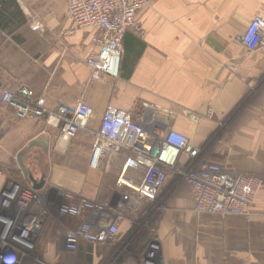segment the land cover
Instances as JSON below:
<instances>
[{"label":"crops","instance_id":"0c3cea01","mask_svg":"<svg viewBox=\"0 0 264 264\" xmlns=\"http://www.w3.org/2000/svg\"><path fill=\"white\" fill-rule=\"evenodd\" d=\"M255 14L264 15V0H152L137 14L141 33L124 34L116 80L90 79L86 59L94 31L71 33L64 14L38 29L46 41L32 58L34 95L51 109L83 101L93 116L88 130L60 141L58 130L44 120H19L12 110L2 111L0 192L11 173L30 186L19 164L18 169L11 164V172L6 168L25 150L21 159L27 171L37 181L44 179L37 192L48 212L33 249L21 250L17 264H145L151 245L158 247L155 264H264V51L249 52L235 41ZM13 78L20 77L5 78L4 89L16 87ZM237 105L239 121L229 137L219 141L218 149L207 144ZM107 106L130 112L147 129L176 130L204 149L205 159L257 177L253 206L247 213H196L190 187L171 173L159 193L162 203L140 201L116 183L123 154L105 169H91L92 131ZM38 139L46 141V149L29 147ZM76 197L105 209L60 215V204ZM150 212L157 216L146 218ZM85 221L95 228L114 225L116 241H81L76 250H67L65 233Z\"/></svg>","mask_w":264,"mask_h":264},{"label":"built area","instance_id":"2783aa9c","mask_svg":"<svg viewBox=\"0 0 264 264\" xmlns=\"http://www.w3.org/2000/svg\"><path fill=\"white\" fill-rule=\"evenodd\" d=\"M150 2L67 1L66 13L74 29L95 31L91 37L93 49L86 59L92 81L119 78L123 36L126 31L138 30L137 13ZM235 41L249 52L264 50V15L255 14ZM0 102L12 109L19 120H44L58 130L60 141H71L80 130H88L93 116L92 107L83 101L60 103L51 109L43 97H36L24 84L15 90L4 89ZM92 137L89 167L105 169L114 156L123 154L125 160L117 184L126 187L140 201L155 203L171 173L190 187L196 213H247L255 202L260 185L257 177L227 171L220 164L203 158L200 147L192 145L176 130L147 129L140 119L134 120L130 112L107 106ZM0 196V264H17L21 250L33 249L34 238L48 212L39 193L30 186L23 188L6 181ZM88 207L92 205L87 202L60 205L58 211L60 215L76 217ZM95 208L97 211L105 209L104 206ZM116 239L114 225L95 228L88 221L64 235L65 248L69 251L76 250L81 241L110 244ZM157 249V245H151L145 264H155Z\"/></svg>","mask_w":264,"mask_h":264},{"label":"rangeland","instance_id":"374dc122","mask_svg":"<svg viewBox=\"0 0 264 264\" xmlns=\"http://www.w3.org/2000/svg\"><path fill=\"white\" fill-rule=\"evenodd\" d=\"M66 4L67 0H0V98L1 93L4 90L2 86V81L7 77L9 79H11V77H20L12 79L16 81V87L11 90L16 89L22 84L27 85L29 88L31 87L30 80L31 77H33V74L31 72V63L33 60L32 58L34 57L35 53L39 51L38 49L43 47V44H45L46 41V36L39 34L38 29H34L33 27H35L36 24L46 26L51 20L57 19L63 14L66 15ZM258 51L264 50H257L251 52ZM24 77H26V79ZM240 108L241 105H237L228 115H226L222 120H220L217 129L210 136V139L208 140L207 144H210L212 147L217 148L219 146L217 144H219L220 140H223L224 137L226 139L227 137H229L231 132V126L238 119ZM4 110H8L11 112L12 109L2 105L0 102V124L2 121H4L3 117H6L2 115V113H4L2 111ZM238 121L239 120H237V122ZM1 134H3V131L0 129V138ZM226 139H224L223 141H225ZM201 152L203 153H201V156L204 158V149H201ZM214 154L216 155L219 153L218 151L215 152L214 150ZM16 159H13L10 164L6 165V168H8L10 172L11 164L13 165V167H15V169H18V161ZM235 173L240 174V172ZM9 178L11 179H7L6 181L15 182L23 188L26 187L20 182L21 179L15 178L12 173L10 174ZM118 178L119 176L117 175V180ZM30 188H32L31 185ZM39 196L43 201L42 196L40 194ZM83 202L91 204L92 207H88L85 211L81 213V215H85L86 213L89 214L91 212H101L97 211V209L95 208L103 206L101 203L89 200L85 197H76V199L72 200L71 202L65 201L62 202L60 205H76ZM156 203H162L159 197ZM156 216L157 215L154 214V212H150L146 214L145 217L153 218ZM88 223L91 224L90 221H88Z\"/></svg>","mask_w":264,"mask_h":264},{"label":"water","instance_id":"95a60500","mask_svg":"<svg viewBox=\"0 0 264 264\" xmlns=\"http://www.w3.org/2000/svg\"><path fill=\"white\" fill-rule=\"evenodd\" d=\"M46 141H44V140H42V139H38V140H36V141H33V142H31L30 144H29V147H32V146H35V145H42V147L44 148V149H46ZM24 152H25V150H22V151H20L19 153H18V156H17V161H18V164H19V167H20V170H21V172L23 173V175H24V177H25V179H26V181H27V183L29 184V185H31V187H32V189H34V190H40V189H42L43 188V186H44V179H43V177L39 180V181H37L33 176H32V174L31 173H29L28 171H27V169L25 168V166H24V164H23V162H22V159H21V157H22V155L24 154Z\"/></svg>","mask_w":264,"mask_h":264},{"label":"bare ground","instance_id":"6f19581e","mask_svg":"<svg viewBox=\"0 0 264 264\" xmlns=\"http://www.w3.org/2000/svg\"><path fill=\"white\" fill-rule=\"evenodd\" d=\"M68 1V0H67ZM152 1V0H151ZM151 3V2H150ZM67 5V4H66ZM150 5V4H149ZM65 12H66V8H65ZM66 14V17H67V19L70 21V23H71V25H72V29H71V31L74 29V27H73V24H72V22H71V20L69 19V17L67 16V13H65ZM138 14V13H137ZM251 21V20H250ZM249 21V22H250ZM249 24V23H248ZM138 25H139V23H138ZM248 26V25H247ZM34 29H41V28H43V25H39V24H36L35 25V27H33ZM247 28V27H246ZM246 30V29H245ZM74 31H78V30H73V32ZM83 31H94V30H83ZM127 32V31H126ZM125 32V33H126ZM136 32H138V33H141V27H140V25H139V27H138V30L136 31ZM94 33H95V31H94ZM93 36V35H92ZM124 37V36H123ZM90 42H91V39H90ZM118 185V184H117ZM120 186V185H119ZM34 190V189H33ZM35 191H37V190H35ZM10 197H12V195L10 196Z\"/></svg>","mask_w":264,"mask_h":264},{"label":"trees","instance_id":"16d2710c","mask_svg":"<svg viewBox=\"0 0 264 264\" xmlns=\"http://www.w3.org/2000/svg\"><path fill=\"white\" fill-rule=\"evenodd\" d=\"M209 139H210V138H209ZM209 139H208V140H209ZM207 142H208V141H207Z\"/></svg>","mask_w":264,"mask_h":264}]
</instances>
